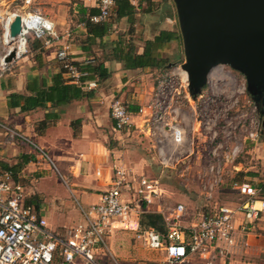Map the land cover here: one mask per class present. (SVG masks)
Masks as SVG:
<instances>
[{
    "label": "built area",
    "instance_id": "1",
    "mask_svg": "<svg viewBox=\"0 0 264 264\" xmlns=\"http://www.w3.org/2000/svg\"><path fill=\"white\" fill-rule=\"evenodd\" d=\"M13 1L16 3L14 8L8 4L3 12L0 10V76L9 72L14 62L28 55L30 38L41 40L43 47H49L62 38L52 19L36 8H29L31 0ZM115 1L97 0L98 12L89 19L94 23L108 20ZM16 15L20 16V31L11 37L9 29ZM10 50L14 51V57L6 62L4 58ZM57 58L72 82H77L84 75L69 59L67 46H62ZM180 65L161 70L153 85L149 113L142 126H145L142 133L151 139L153 157L163 174L174 169L179 162L186 164V169L190 165L188 156L191 153L182 154L186 130L180 105L181 98L191 101L192 97L186 73ZM86 85L94 87L96 83L88 81ZM201 97L202 93L196 99ZM196 99L192 98V102ZM139 112L140 109L137 113L130 111L121 98H111L109 115L114 131L130 134L135 129V114ZM196 124H192V133L198 130ZM257 130H248L246 138L255 140ZM6 132L10 139L30 142L14 128L6 127ZM212 137H216V132ZM33 145L44 160L50 161L43 149ZM219 147L217 145L210 150L206 168L201 171V190L208 198L230 171L226 167L236 172L240 170V163L236 162L240 146L232 145L222 156L218 153ZM230 187L239 197L234 204L216 203L212 210L205 211L196 221H190L186 219L187 211L182 203H167L159 178L119 169L96 203L87 209L79 205L83 221L57 231L49 228L34 205L25 202L23 186L14 181L12 172L4 171L0 176V264H71L76 256L97 264L93 255L99 249L102 253L108 251L106 239L121 229L137 234L144 246L160 252L167 264H216L230 254L236 244L235 216H243L244 229L253 224L264 210V199L253 184L233 180ZM144 212L161 214L165 230L142 227L140 215Z\"/></svg>",
    "mask_w": 264,
    "mask_h": 264
},
{
    "label": "crops",
    "instance_id": "2",
    "mask_svg": "<svg viewBox=\"0 0 264 264\" xmlns=\"http://www.w3.org/2000/svg\"><path fill=\"white\" fill-rule=\"evenodd\" d=\"M32 1L36 9H41L42 13L53 20L62 38L49 47L42 46V67L37 66L30 49L27 56L14 62L10 71L0 76V176L4 171H11L14 181L23 186L25 202L34 205L44 217V196L39 184L52 169L33 144L51 156V164L56 172L63 176L70 194L79 199L78 207L81 203H96L100 193L115 178L119 169L150 176V166L155 158L144 151L142 146H138V140L135 139L139 136H136L135 132L145 129V126H142L149 113L148 104L153 85L148 84L149 87H146L144 75L136 77L141 79V82L137 80L129 83V75L135 76L142 69H125L121 62L113 59L109 44L118 37V30L125 32L129 28L140 27L141 32L145 34L143 39L151 38L152 34L160 29L174 30L160 26L164 20L172 23L174 15L172 0H135L131 2L135 6L134 23L129 25L125 17L118 22L108 19L104 22L111 23V26L108 33L100 39L87 33L82 21L87 14L78 12L81 5L97 9V0ZM154 4L159 5L162 12L159 8L157 10L160 14L154 13L157 11L152 7ZM114 10L115 6L112 14ZM155 16L157 18L143 23L142 26L138 23L140 17L146 19ZM135 31H138V28H135ZM62 46H67V55L72 62L93 64L102 61L109 69L110 77L100 82L92 80L96 83L94 87H87L85 83L84 89L88 96L73 100L60 108L20 111V107H9L7 95L11 92L31 94L26 84L34 76L46 77L48 83L51 82L52 72L59 71L57 54ZM148 69L151 68L143 70L148 72ZM64 77L67 78V75L64 74ZM130 86H133V93H129L131 101L125 100L138 106L141 112L135 114V129L130 134H120L113 129L109 104L111 98L123 95ZM48 110L51 115L45 119L44 114ZM53 113L55 116H52ZM6 127L14 128L33 143L20 138L10 139ZM239 163L238 168L241 169L243 166ZM7 166L13 168L7 170ZM162 174L159 169V174L153 177L161 180ZM256 178L254 175L251 177L252 181ZM242 180L243 178L241 182H245ZM261 183H264V178L258 179L257 184H251L256 187ZM234 194L235 199L227 204H234L239 199L236 192ZM259 196L264 197L260 191ZM50 210L49 217L44 218L52 230L60 231L63 226L82 222V218L77 217L65 200H60L59 206L55 205ZM55 218H61L62 222H55ZM242 221L241 214L235 216L236 244L231 253L219 259L216 264H264V210L253 224L248 225L249 227L243 229Z\"/></svg>",
    "mask_w": 264,
    "mask_h": 264
},
{
    "label": "rangeland",
    "instance_id": "3",
    "mask_svg": "<svg viewBox=\"0 0 264 264\" xmlns=\"http://www.w3.org/2000/svg\"><path fill=\"white\" fill-rule=\"evenodd\" d=\"M8 4H10L11 8L16 6L13 0H1L0 10L3 12ZM35 7L31 0L29 8L34 9ZM152 7L154 10L158 8L160 10L159 5L154 4ZM160 11L157 10L154 13L160 14ZM172 13L174 15V18H172L173 22L168 23L164 20L160 26L179 31L174 3L172 5ZM155 18L157 17L146 19L140 17L138 23L142 26L143 23L145 24ZM135 28H138V31H135ZM131 30L133 31L131 32ZM131 30L129 38L133 40L137 47L142 46L145 34L141 32L140 27H134ZM125 32L118 30L117 34L124 38ZM162 55L169 61L167 68H172L182 63L184 55L181 37L179 40L167 44L162 51ZM15 69L17 68L15 67ZM161 70L163 69H148V72H146L142 69L135 76L129 75V83H134L137 80L141 82V79L136 77L144 75L143 81L148 88L149 85H154ZM132 88L133 86H130L129 89L125 90V94L123 93L117 98H121L123 101H131L129 93H133ZM181 99L180 114L184 115V127L186 130V140L182 154L191 153L188 156L190 165L186 169V164L177 163L174 169L166 170L162 174L160 182L165 190L164 196L167 203L170 205L178 202L182 203L187 211L186 219L196 221L205 211L212 210L214 204H224L235 199V194L229 186L231 178L236 171L230 167H226L227 171H230L224 175L221 185L214 189L211 198H208L201 190V180L203 178V172L201 171L206 168L209 152L215 146H220L218 153L222 156L232 145L238 144L241 152L236 158L240 159L243 166L240 170L255 172L256 175L254 176L257 177L256 180L252 181L251 177L253 176L251 175H245L244 177L236 175L235 180L241 181L243 177L242 181L257 184L258 179L264 178V138L259 134L261 129L264 130V125L262 124L264 117L258 114L250 95L246 91L244 76L225 65H220L212 71L208 83L202 90L201 98L194 100L195 102H192V98L191 101L186 98ZM194 122L197 123L198 130L192 133L191 127ZM250 129L253 131L258 129L255 140L246 138ZM213 132H216V137H212ZM135 134L139 136V138L135 139L138 140V146L140 148L142 146L144 151L153 156L154 149L151 147L150 137L140 131L135 132ZM191 141H193V145H191ZM191 146H193V151H191ZM49 158L53 162L50 155ZM154 160L150 166L151 177L159 174L160 169V164L157 160ZM50 161L48 160V163L52 172L45 175L39 184L44 196V215L49 217L50 209L55 205L59 206L60 200H65L73 208L77 217L82 218L83 221L82 211L78 207L79 199H75L70 194L63 176L56 172ZM39 197L41 198V195ZM81 206L85 209L89 207V205H83L82 203ZM55 222L60 223L62 219L55 218ZM106 243L109 248L108 251L104 250V253H102L101 249H99L93 255L97 264H167L163 261L160 252L147 249L137 234L131 230H115L110 238L106 239ZM71 264L91 263L76 256ZM182 264H191V262Z\"/></svg>",
    "mask_w": 264,
    "mask_h": 264
},
{
    "label": "water",
    "instance_id": "4",
    "mask_svg": "<svg viewBox=\"0 0 264 264\" xmlns=\"http://www.w3.org/2000/svg\"><path fill=\"white\" fill-rule=\"evenodd\" d=\"M182 40L188 91L202 93L208 75L225 65L241 73L258 114L264 117V0H172ZM20 31V16L10 25ZM14 51L5 56L12 61ZM264 125V120L262 122Z\"/></svg>",
    "mask_w": 264,
    "mask_h": 264
},
{
    "label": "trees",
    "instance_id": "5",
    "mask_svg": "<svg viewBox=\"0 0 264 264\" xmlns=\"http://www.w3.org/2000/svg\"><path fill=\"white\" fill-rule=\"evenodd\" d=\"M78 12L81 14H87V17L83 19V23L87 29V33H91L94 37L102 39L107 33L111 26L108 22H92L89 17L98 12V8H87L79 6ZM135 13V6L131 4L129 0H116L114 14L110 16V21L113 19L114 22H118L120 19L125 17L132 25ZM130 29V28H129ZM127 29L125 37L121 36L110 41L111 55L114 60L121 62L125 69H164L169 62L166 57L162 55V51L167 44L175 42L180 39V33L177 30L171 29H160L158 32L153 33L152 37L143 40V45L137 47L133 40L129 38L130 30ZM133 30H131L132 32ZM127 34V35H126ZM29 48L33 51L34 60L37 62V66L40 68L42 64L41 54L43 52L41 40L30 38ZM182 62V61H181ZM59 71L52 72L51 82L48 83L46 77L34 76L32 80L28 81L26 88L30 90L31 94H20L11 92L7 95L8 106L20 107V111H28L35 108L40 109H54L61 107L73 100H79L88 96V92L84 89L85 83L88 81L96 80L100 82L110 77L109 69L104 66L103 62L98 61L95 63H84L78 64L72 62L84 75L80 76L77 82H72L70 78H65L66 70L63 68V63L57 58ZM172 65V64H171ZM204 89V88H203ZM117 97V96H116ZM127 108L132 112H137L139 107L131 104L130 102L124 101ZM49 104V105H48ZM51 115L49 110L45 112L44 118L46 119ZM52 116H55L53 113ZM42 122V121H41ZM260 136L264 138V130L261 129L259 132ZM236 162H241L237 158ZM13 167L7 166V170H11ZM245 175H256L255 172L249 170H239L235 172L234 177L231 181L235 180L237 176ZM236 176V177H235ZM242 177V178H243ZM261 195H264V183L256 186ZM261 197V196H260ZM264 199V197H262ZM140 224L142 227H152L159 231H164V222L161 214L156 212H144L140 215Z\"/></svg>",
    "mask_w": 264,
    "mask_h": 264
},
{
    "label": "bare ground",
    "instance_id": "6",
    "mask_svg": "<svg viewBox=\"0 0 264 264\" xmlns=\"http://www.w3.org/2000/svg\"><path fill=\"white\" fill-rule=\"evenodd\" d=\"M1 12V11H0Z\"/></svg>",
    "mask_w": 264,
    "mask_h": 264
}]
</instances>
